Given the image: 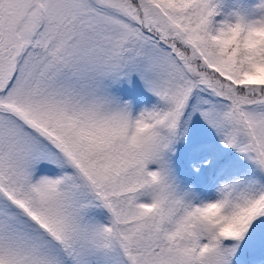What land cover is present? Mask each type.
I'll return each instance as SVG.
<instances>
[{
	"label": "snow or ice",
	"instance_id": "1",
	"mask_svg": "<svg viewBox=\"0 0 264 264\" xmlns=\"http://www.w3.org/2000/svg\"><path fill=\"white\" fill-rule=\"evenodd\" d=\"M0 264H264V0H0Z\"/></svg>",
	"mask_w": 264,
	"mask_h": 264
},
{
	"label": "rangeland",
	"instance_id": "2",
	"mask_svg": "<svg viewBox=\"0 0 264 264\" xmlns=\"http://www.w3.org/2000/svg\"><path fill=\"white\" fill-rule=\"evenodd\" d=\"M256 0H218V3L225 14L240 12L251 15Z\"/></svg>",
	"mask_w": 264,
	"mask_h": 264
}]
</instances>
